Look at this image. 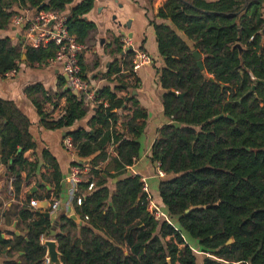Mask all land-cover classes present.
<instances>
[{
    "label": "trees",
    "instance_id": "trees-1",
    "mask_svg": "<svg viewBox=\"0 0 264 264\" xmlns=\"http://www.w3.org/2000/svg\"><path fill=\"white\" fill-rule=\"evenodd\" d=\"M94 2L83 0L69 8L74 0H0V32L10 29L19 14L15 8L38 11L45 5L41 11L68 17L69 34L85 46L96 32V25L85 19ZM158 16L191 43L176 30L155 25L164 115L172 124L159 132L151 162L165 173L159 201L173 225L148 212L142 178L129 172L140 158L149 118L137 99L117 97L125 80L136 77L134 52L124 55L117 40L112 51L117 59L103 76L110 84L97 91L94 102L87 104L84 94L68 91L64 77L57 93L42 84L25 90L52 130L73 128L94 106L88 129L69 131L67 137L79 158H95L89 176L78 185L83 205L74 204L82 223L67 216L54 223L29 208V197L16 214L26 232L8 240L0 230V254L23 253L7 264H45L43 238L56 241L63 264H264V0H169ZM58 50L55 44L33 48L0 38V77L22 64L46 65ZM194 52L201 55L207 77ZM79 61L88 82L83 53ZM63 98L64 114L47 122L44 107L57 108ZM127 104L132 116L118 123L114 111ZM31 127L14 102L0 98L1 162L8 180L14 178L15 197L37 176L54 184L59 196L64 181L60 164L49 151L38 155ZM109 147L115 154L112 168L98 169ZM92 183L95 189L87 193ZM232 238L235 242L228 244Z\"/></svg>",
    "mask_w": 264,
    "mask_h": 264
},
{
    "label": "crops",
    "instance_id": "crops-1",
    "mask_svg": "<svg viewBox=\"0 0 264 264\" xmlns=\"http://www.w3.org/2000/svg\"><path fill=\"white\" fill-rule=\"evenodd\" d=\"M82 1L74 0V3L69 8L74 7ZM168 1L95 0L94 9L85 16V19L96 25V32L91 35L90 42L84 46L85 51L83 54L87 67L85 76L88 78L89 85L96 91L110 84L103 76L108 72L114 60L117 59L116 56L112 55V51L116 48L115 43L117 40L122 42L125 38H128L131 40L132 46L136 51H144L153 57L154 64L139 71L135 79L125 80L127 84L121 86V90L117 92V97L119 99L135 98L140 103V106L147 111L149 118L148 128L146 134L141 139V155L135 165L129 168V172L133 176L141 177L142 181L146 182L149 195L152 197L154 204L169 218V215L159 201V185L165 178V175L161 176L159 165L152 164L151 162L153 145L159 136V132L165 126L172 124L164 115L163 95L165 90L161 86L158 72L163 67V60L159 55V39L155 29V25H157L176 30L170 20L161 19L158 16L160 9ZM15 9L19 14L23 12H19L18 8ZM176 32L191 46V43L182 33L177 30ZM18 36L22 38L21 32L12 25L8 31L0 32V38L10 37L15 43L21 44L23 38L19 39ZM95 64H98V67H95ZM17 71V76L14 78L7 79L0 77V98L14 102L30 119L32 124L30 133L38 146V155L43 151H49L59 162L64 175V181L61 192L57 196L58 193L54 184L45 183L41 180L40 176L34 177L23 185L22 192L17 199L15 194L9 193L8 168L1 162L0 154V230L6 231L4 238L8 240L13 239L12 235L19 237L26 232L24 226L17 219L16 214L24 204H27L31 196H33L31 201H38L39 209L37 212L41 214L49 213L52 222L55 223L62 216H76L79 219L78 224L82 223L80 217L76 214L73 200L75 187L69 183L67 178L73 165L80 164L81 168L89 167L91 169L95 158L93 156L88 159H81L76 152L75 154L69 153L63 145L69 131L80 128L88 129V123L95 113L94 106H91L88 116L76 123L73 128L52 130L42 123V119L35 107L25 95V90L35 84H42L48 92L57 93L59 78H65L62 64H46L36 67L22 64ZM58 103L59 106L57 108H54L51 104H47L44 107V112L49 115L47 122L55 121L64 114L66 99L63 98ZM114 113L117 114L118 123H124L132 116L133 107L131 104H127L125 109L114 111ZM107 154L108 159L105 162H100L98 169L106 170L112 168L111 161L115 158L112 147L107 149ZM88 176H84L83 181ZM116 181L114 180L111 183L112 192L115 191L114 185ZM53 205H58L56 212L52 210ZM47 240L54 239L44 238V241ZM22 256L23 253L21 252H14L12 255L7 256V251H4L0 254V264L17 262Z\"/></svg>",
    "mask_w": 264,
    "mask_h": 264
},
{
    "label": "built area",
    "instance_id": "built-area-1",
    "mask_svg": "<svg viewBox=\"0 0 264 264\" xmlns=\"http://www.w3.org/2000/svg\"><path fill=\"white\" fill-rule=\"evenodd\" d=\"M67 21L68 17L60 13L25 9L13 19L11 25L21 32V36L26 46H31L33 48H46L50 44H55L59 48L56 56L49 60L47 64H62L65 79L67 78L66 89L73 93L78 92V94H84L86 102L89 104L95 101L97 91L83 79L79 57L85 51V47L78 44L76 39L69 34ZM122 43L124 45V55L129 52H134L131 70L133 74L136 75L143 68L154 64L153 57L144 51H136L132 46L130 39L125 38ZM131 48L132 51L130 50ZM17 72V70L11 71L5 75V78H14L17 76ZM177 94L179 93L177 92ZM63 145L69 153L75 154L76 151L71 138L66 137ZM90 172L91 169L89 167L81 168L78 165H73L70 169V174L67 180L75 187L73 200L77 207L83 205V196L79 194L78 185L82 183L84 176L89 175ZM160 174L161 176L165 175L162 171H160ZM142 182L144 183V192L147 196L148 212L157 220L164 219L172 225L168 216L154 204L152 197L149 195L146 182L144 180ZM8 183L9 193L14 195V178L9 179ZM94 189V183L90 184L87 193L92 192ZM29 208L33 211H38V201H31L29 203ZM52 210L53 212H56L58 210V205H53ZM87 220H89L88 217L85 218V221ZM42 242L44 245L46 242L44 241V238L42 239ZM48 263L49 259L46 257L45 264Z\"/></svg>",
    "mask_w": 264,
    "mask_h": 264
},
{
    "label": "water",
    "instance_id": "water-1",
    "mask_svg": "<svg viewBox=\"0 0 264 264\" xmlns=\"http://www.w3.org/2000/svg\"><path fill=\"white\" fill-rule=\"evenodd\" d=\"M43 6L45 5H42L38 10H42ZM18 38L20 39L21 37L18 36ZM22 39V38H21ZM21 45H25L24 43V40L22 39L21 41ZM26 47V45H25ZM132 51V48L130 49ZM194 58L197 62V67L198 69L202 72V75L204 77H207V73L204 69V65H203V62H202V57L201 55L199 54V52H194ZM23 60L25 61L26 60V57L24 56L23 57ZM67 80V78H66ZM210 81L212 83H216V81L213 79V78H210ZM224 88V87H223ZM75 95H79L78 92H74ZM224 115L220 116V117H217L215 120L218 121L220 118H223ZM230 118V117H228ZM117 183V181H116ZM44 215L46 216V218L50 219V214L49 213H44ZM73 220H75L77 223H79V219L76 217V216H72L71 217ZM235 242L234 238H232L228 244H233ZM44 246L46 247L47 249V253H46V257L49 259V263L48 264H63L62 261H61V253L59 252L58 250V244L56 243V241L54 240H47L45 243H44Z\"/></svg>",
    "mask_w": 264,
    "mask_h": 264
},
{
    "label": "rangeland",
    "instance_id": "rangeland-1",
    "mask_svg": "<svg viewBox=\"0 0 264 264\" xmlns=\"http://www.w3.org/2000/svg\"><path fill=\"white\" fill-rule=\"evenodd\" d=\"M25 205V204H24ZM18 206H19V204H18ZM186 239V238H185Z\"/></svg>",
    "mask_w": 264,
    "mask_h": 264
}]
</instances>
